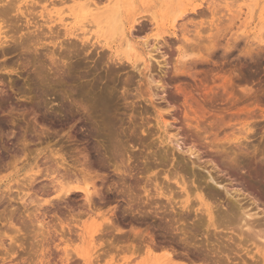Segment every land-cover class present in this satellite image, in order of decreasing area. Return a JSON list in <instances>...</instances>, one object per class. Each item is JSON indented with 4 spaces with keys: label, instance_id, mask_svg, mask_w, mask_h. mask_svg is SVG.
I'll use <instances>...</instances> for the list:
<instances>
[{
    "label": "rangeland",
    "instance_id": "obj_1",
    "mask_svg": "<svg viewBox=\"0 0 264 264\" xmlns=\"http://www.w3.org/2000/svg\"><path fill=\"white\" fill-rule=\"evenodd\" d=\"M41 1L42 4H38L40 0H35L31 7L32 0H18L22 8L30 9L27 8L26 12L32 10L33 16L29 17H35L29 26L25 25L24 17L19 16L16 21L17 26L20 24L21 27L19 34L29 31L35 20L45 28L44 24L55 18L56 11L60 12L74 33L62 35L61 39L66 40L67 44L63 45L64 48H59L56 41L55 45L46 43L47 48L41 53L30 50L31 53L20 54L17 51L8 58L0 57V62L9 60L12 63V68L0 69V197L1 204L8 202L6 196L9 195L13 207L18 206V211H0V218H4L0 219V264H85L81 257L83 254L90 256L91 264H146L149 254L145 243L135 239V246L131 248L130 239L121 236L134 227L143 236L155 237L154 241L161 246L170 244L168 239L172 235H164L162 226H156L163 221L160 220V213L114 211L119 204L125 206L119 198L121 194L117 192L101 199V195H107L113 184L116 188L120 186L119 183L130 184L139 178L143 182L146 180L145 189L150 191L152 188L153 192L154 183L164 181L161 166L145 165V159L140 158L144 154L141 146L136 145V149H133L139 157L132 159V164L126 162L127 155L123 154L128 145L125 139H128L131 130L141 127L149 131L157 148L168 145L161 138L162 130L156 124L155 111L146 101L150 98L161 119L168 121L167 131L179 134V148L182 150L178 154L176 152L175 157H184V162L190 157L200 165L198 170L203 175L209 171L226 187L245 190L242 186H245L249 178L247 172L252 170V166L240 159L242 153L239 152L242 155H238L239 158L236 156L239 164L233 176L224 168L213 167L210 162L216 161L215 157L207 156L209 149L205 145L214 135L220 137L224 132L231 133L244 143L248 142L249 153L256 154L257 160L264 161V0H135L133 9L127 7L124 10L122 18L125 25L120 22V27L117 21L109 24L111 20L102 19L101 23L103 16H97L92 21L93 16L87 15L74 21L68 9L78 0L73 3L66 0ZM49 12L53 17L43 24L42 20L45 19L41 16ZM89 13L95 14V10H89L86 14ZM152 13L156 14V22L151 20ZM133 18L138 21L129 28ZM53 24L56 26L59 22L55 20ZM124 27L129 28L128 36L122 29ZM57 29L63 31L61 26ZM71 41H74L72 44L77 42V46L69 43ZM72 50H79L80 53ZM147 53L152 55L148 69L141 64ZM107 94L109 96H105ZM104 101L106 103L102 105ZM183 109L193 115L189 116L191 124L183 122ZM107 115L114 121V131L125 141L119 153H113L115 149L111 148L110 143V138H113L104 126ZM194 117L200 122L198 127ZM238 122L251 124L252 129L248 132L252 135L250 138H244V134L237 132L240 126ZM191 144L198 150L196 155H200L199 158L188 156L187 147ZM230 145H226L228 152L225 155V151L223 156L231 158L234 154L231 152L235 148ZM61 158L65 161L62 162ZM55 159L60 162L58 164L62 162V166L58 165V174L55 172L52 175ZM80 168L88 171V180L94 181L95 189L100 192L99 197L93 195L96 204L93 210L87 208L88 211L85 204L82 207L84 202L80 192H74V197L63 193L57 195L55 189L59 182H50V178L55 176L60 177L62 182L74 185L80 179L77 175ZM73 173L77 178L72 176ZM168 182L173 183L172 180ZM143 185L140 183L137 189L142 197ZM21 189L26 192L23 193ZM23 194L28 211L22 207L21 201H17ZM45 199L52 201L53 205L45 204ZM98 199L104 202L101 204ZM196 201L192 206L200 209ZM37 203L42 206L36 211ZM260 204L264 208V204ZM258 212V220L264 222V213ZM142 213H150L153 217L150 216L147 223L136 222L135 218ZM194 213L202 214L203 211H190L191 219ZM10 221L14 225H9ZM174 225L175 228L182 227L180 223ZM174 232L173 240L183 241L180 232L176 229ZM201 234L188 239L190 243L185 240L190 245L187 248L185 244L183 248L182 244L179 247L176 242L170 244L171 248H153L152 255L157 257L170 248L174 258L179 259H174L175 263H244L238 258L244 252L236 254L233 251L228 255L230 261L224 258L219 263L204 260V253H199L207 248ZM233 256L238 259L232 260ZM243 256L248 263L252 261L250 255Z\"/></svg>",
    "mask_w": 264,
    "mask_h": 264
},
{
    "label": "bare ground",
    "instance_id": "obj_2",
    "mask_svg": "<svg viewBox=\"0 0 264 264\" xmlns=\"http://www.w3.org/2000/svg\"><path fill=\"white\" fill-rule=\"evenodd\" d=\"M32 1L33 2H30L31 7H32V4H34L35 0H32ZM66 1L73 3L76 0H71L72 2L70 0H66ZM78 1H80V0H78ZM84 1H83V3L75 2L74 5L69 7V9H68L69 10V16H71V19H73L74 21H79L81 18H84L87 15H91V17L93 16L92 21H95V18L97 16H101V17L103 16L104 18L102 17L100 19V22L103 19L104 21L111 20L110 22H108L109 24L112 21L114 23L117 21L119 23L122 22V24H124V21L122 18L124 10H126L127 7H129V9L130 8L133 9L132 4H133V2L135 3V0H103V1H101V0H84ZM142 1H145V0H142ZM59 2H61V1L59 0ZM64 2H65V0H64ZM64 2L62 1V6H63ZM40 3L42 4L41 0L38 4H40ZM49 3L51 4V2H49ZM57 3H58V1H57ZM102 3H103V5L100 6V4H102ZM128 4H129V6H128ZM21 6L19 5L18 0H0V57L5 58L8 55L14 54L17 51H19L20 54L29 53L30 50H32V52H40L41 53L43 51V49L47 48V46H45L46 43H51L52 45H55L56 41L58 42L57 46L59 48L60 47L62 48L63 45L66 44V40L61 39L62 35H65V36L73 35L74 32L70 31L72 28L68 27L69 23H66L64 17L60 16V12L58 13L57 11L55 13V18H53V20H49L53 17L51 12L46 13V14L44 13L45 15L42 14V16H41V17H43V19H45V20H42L43 24L47 23L46 20H49L53 23L55 22V20H57L59 22V24L56 25L57 27L53 23L48 21L47 24H44L45 25V28H44L41 25L42 23L38 24V22L35 20L34 25H33L34 27L32 26L33 30H31L32 27L30 28L29 26H31V25H29V24L33 23L32 21L35 19V17H29V16H33L31 13L32 10L30 12H26L28 7L25 10V8L23 7L24 8L23 9ZM91 6H93V7H91ZM47 8L48 7H46V9ZM101 8H103V9L101 11L97 12ZM31 9L35 10V8H31ZM63 10H64V8H63ZM63 10H61V11L64 12ZM89 10H95V14L94 13L86 14L87 11H89ZM173 12H175V11H173ZM177 13H178V11H177ZM152 15H153V17L151 20H154V22H156L157 21L156 14L152 13ZM19 16L24 17V20H25L24 23H25V25H29L28 26L29 31L22 32L19 34L20 24H19V27L16 24L17 23L16 21L19 18ZM35 16H37V15H35ZM44 16H46V17L44 18ZM140 18L142 19V17H140ZM20 20L23 22L22 19H20ZM89 21L91 22V20H89ZM136 21H138V20L136 18H133L131 20L132 25L129 28L134 27ZM85 22H87V21H85ZM60 26L62 27L63 31L57 29ZM94 26L95 25L93 24L92 27H94ZM118 26L120 27L121 23ZM124 28H122V29H123L125 35L128 36L129 35V31H128L129 28L128 29H126V27H124ZM20 29H21V27H20ZM22 29H24V28H22ZM27 30H28V28H27ZM86 30L87 29H85V33H86ZM77 35L78 34H75L76 37H78ZM72 42H74V41H71L69 43L72 44ZM76 44H78V43L76 42L74 45H76ZM69 46L70 45H68L67 47H69ZM67 47H66V49H67ZM73 48H75V47H73ZM82 48L83 47H81V50H82ZM76 49H78V48H76ZM73 50L71 52L76 53L80 49L77 51L76 50L73 51ZM54 51H55V49H54ZM54 51L49 56L50 59L54 55ZM64 51H67V50H64ZM80 51L77 53H80ZM60 52H63V51H60ZM150 59H152V55L150 53H147V55L143 58V60L141 62L142 66L144 68L148 69ZM11 66H12V63H10L9 60H4V61L1 60V62H0V69H7L8 67L12 68ZM243 89H245V88H243ZM108 94L105 96L110 95V94L109 95ZM149 97H151V95H149ZM105 101L101 102V104L104 105L106 103ZM146 101L153 107V110L155 111V118L157 119L156 124L162 130L163 136L161 138H163V140L165 142H167L168 145L163 146V147L158 146V148H157V146L155 145L156 142L154 141V138L151 139V135H149V131H146L147 129H142L141 127L134 129V126H133L134 130H131L132 132H130L128 139H125V141L128 145V148L124 149L123 155L126 154L127 155L126 156V162L127 163L129 162V164H132V162H133L132 159L134 160L136 156L139 157L137 155V153L135 152V150H133V149H136L135 148L136 145L141 146L142 148H144V154H143V156H140V158L143 157L145 159V163H144L145 165L150 164V165H153L154 167H158V166L160 167L161 166L163 168L162 174L164 175V179H163L164 181L160 180L161 182H159V184H158V183H154L155 180H151L150 182L153 181V183H154L153 192L151 191L152 188L150 191H149V189H145V185H147L146 180L143 182L142 179H139V178H135L136 180H134L133 183L131 182L132 184L131 183L126 184L125 182H122V184L119 183L120 186L116 187V188L113 187L114 184L112 186L109 185L110 186V188L108 189L109 193H107V195H105V196L101 195V199L107 198V196H110L113 192L114 193L117 192V193L121 194V195H119V198L121 200H123V203L125 204V206H122L119 204L118 207H116V209L114 211H131V212L132 211H144V212L145 211H155V213H156V211H158V214L160 213V215H161V217H160L161 219L160 218L159 219L163 220V221L159 222V223L156 222L157 224L156 223H154V224H156V226H158L159 228L162 226V230L165 233L164 235H166V234L168 236H169V234L172 235L171 239H168L170 244L177 242V243H179L178 244L179 247L182 244V248H183V244H185L186 246H184V247L187 248L190 245L188 243H186L185 240H188V239L191 240V239H193V237L196 238L198 234L202 233L201 236L203 238H205L207 250L205 249L206 252L204 251L201 253H199V252H197V253H199L200 255L202 253H204V254H202L205 258L204 260L212 261V262L214 261V263L215 262L219 263V260H222V258H224V260L230 261V256H228V255H229V253H231L233 251L236 254H238L240 252H244L245 255H250L249 258H250V260H252L251 262H249L250 264L251 263L264 264V228H263L264 222H260L258 220V218H260L258 211H262L261 213H264V208H262L261 207L262 204H260V203L264 204V161L260 160V159L257 160L256 154H254V153L250 154L251 152L248 151L249 149L247 147L248 142L244 143L245 141L244 142L241 141L239 139L240 137L235 136L234 134H231V133L226 134L224 132V134L220 137L216 136V135H214L213 137H210L209 142H207V144L205 146L207 147V149H209V151H207L208 152L207 156H210L211 158H212V156L215 157L214 160H216V161L210 162L211 164H213V167H215L217 165V167L219 166L221 168H224L223 169L224 171L226 170L228 172V174H233V176H234V174L237 171L236 169L238 167V164H239L238 163V158H239L238 155H240V156L243 155L244 158L242 157L240 159L246 160L248 166H252V170H250L248 172L246 171L247 174H249V178L246 180L245 186H244V184L242 186L243 188L245 187L244 188L245 190H242L241 188H232L229 186H227L228 187L227 188L225 186V184L222 183V180H219V179H217L218 177L211 175L212 173H210L209 171H207L206 174L203 175L204 173L202 174L198 170V168H200V165L195 164L190 159V157H188V160L185 162H184V160H185L184 157H182L180 155H177V157H175L176 152L178 154L179 150L181 149V147L179 148L178 140L180 141V137L178 136L179 135L178 132H176V133L175 132L174 133L168 132L167 131V122L168 121L161 119V115L158 113L155 106H153V103H152L150 98H147ZM103 107L106 108L105 106H103ZM189 116H193V115L188 113V111L186 109L185 110L183 109V117H182L184 120L183 122L186 121L187 123L191 124L192 121H191V119H189L190 118ZM42 117H44V116H42ZM46 118L47 117L43 118V121L46 120ZM195 119L197 120V118H195ZM196 120H195V123H196V126L198 127L200 125L199 124L200 122L198 123V120L197 121ZM238 123L240 124V126H238V129H236L237 132L240 134H244V138H250L252 135H250L248 132H249V130L251 131V129H252V127L250 126L251 124H244V123H240V122H238ZM104 126H105L106 130L108 131V133L110 134V136L113 138V139L110 138L111 148L113 147L112 149H115V150H112L113 153H114V151L118 152V150H120L121 147L123 146V142H125V141H122L119 138L118 134L114 131V129H113L114 121H112L108 115L105 116V118H104ZM259 128H260V126H259ZM263 129H264V127L262 128V130ZM145 131H146V133L143 134ZM263 132H264V130L262 131V133ZM171 143H173V144L171 145ZM227 144H229V145L231 144L230 147L234 146L233 149L234 148L235 149L233 151L230 150V148H229L230 152L232 151L231 153L235 154V155L233 154L234 157H233V155L231 156V158L228 156H225L226 153L228 152V151H226L227 150V146H226ZM153 147H156L157 149L156 148L154 149ZM152 148H153V150H152ZM254 148H255V146H254ZM211 149H213L215 151V153H213L214 151H212ZM236 149L238 150V152H237L238 154L235 153L237 151ZM251 151H253V150H251ZM187 152H188V156L193 155L197 158H199V156H200V155L199 156L196 155L198 150H196V147L194 146V144H191L190 146L187 147ZM224 152H225V155L223 156ZM230 152H229V154H230ZM239 152L242 153V155L239 154ZM255 153H256V151H255ZM52 154L54 156L55 152ZM257 154H258V152H257ZM61 160H62V162L65 161L64 158H61ZM241 160H240V162H241ZM53 162L56 164V166L53 167V171H51L52 175L55 172L58 174V172H59L58 165L62 166V162H61V164H58L60 162H58L57 159H55V161H53ZM130 166H132V165H130ZM169 166H170V168H169ZM118 168H119V166H118ZM201 168H203V167H201ZM51 169H52V167H51ZM213 169H215V168H213ZM217 169H219V168H217ZM119 170H120V168H119ZM129 174H130V172H129ZM77 175L80 177V179H79V181L77 180L74 183V185H69V183H67V182H62V179L59 180L60 177L56 178L54 176V178L53 177H51V178L49 177V178L51 179L50 182H53V183L59 182L58 183L59 185L57 184L56 189H55V191L57 192V195H59L60 193H63V195H65V196L66 195H69V196L72 195L74 197L76 192H80L82 195V198H83V202H84V203H82V207L86 206V209L89 208V209L93 210L96 207V204H94L95 201H93L95 199L93 197L97 196V195L99 197L100 192L97 191L98 189L97 190L95 189L94 181L88 180L90 177L88 175V171H86L85 168H80L78 170ZM72 176H76V174L73 173ZM28 178H30V177H28ZM64 178H65V176H64ZM76 178H77V176H76ZM76 178H75V180H76ZM34 180H35V178L32 181H34ZM170 180H172L173 183L168 182ZM158 181H159V179H158ZM140 183L144 184L143 185V197H142V195L140 196V194L137 190ZM17 184H19V183H17ZM24 184H26V183H24ZM27 185L29 186V184H27ZM44 185H45V183H44ZM16 186L19 187L21 185H16ZM115 186H116V184H115ZM41 188H45V186H43ZM54 188H55V185H54ZM21 190L24 191V189H21ZM5 192H6V190L4 191V194H6ZM9 192H11V191H9ZM25 192L26 191H24L23 193H25ZM20 193L21 192H19V194ZM24 195L25 194H23L20 197L17 196L18 197L17 201H21L22 207L25 208V211H28V208H27L28 205L25 202L26 199L24 200V198H25ZM191 196H193L194 200H197L196 202L199 204L200 209H195L192 206V203L194 202V200L192 201V199H190ZM9 197H10L9 195L6 196L8 202H6L5 205L1 204L2 203V197H0V204L3 206V209H2L1 208L2 206L0 205V208L2 209V210L0 209V211H18V206L13 207V205L11 203L12 202L11 197L10 198ZM61 197H60V199H62ZM26 198H28V197H26ZM99 199H98V201H99ZM258 201H259V203H258ZM32 202H34V201H32ZM44 202H45V204L53 205V203H51L52 201L50 202V201L45 199ZM103 202H104V200H103ZM103 202H100V203L102 204ZM28 204H29V202H28ZM83 204H85V205L83 206ZM35 206L36 205H34V208H35ZM40 206H42V205L39 203L36 206L37 208H35V210L37 211L40 208ZM98 206H100V205H98ZM263 207H264V205H263ZM46 209H47V207H46ZM197 210L203 211V213L202 214L194 213L193 214L194 217H193V219H191L189 212L190 211H197ZM179 211H182V212L185 211V213H180ZM187 211H189V212H187ZM76 214H78V213H76ZM149 214L150 213H147V214L144 213L141 216L139 215V217L135 218L136 222L147 223L148 220L150 219V216H151ZM68 215H69V213H68ZM133 217H135V216H133ZM133 217H131V218H133ZM151 217H153V216H151ZM263 218H264V216H263ZM0 219H4V218H0ZM135 219H134V221H135ZM131 220H133V219H131ZM260 220H262V219H260ZM37 222H38V224H41V222L40 223H39V221H37ZM110 223H112V222H110ZM114 223H113V225H115ZM177 223H180L182 227L181 228H175L174 224H177ZM9 225H11V221H10ZM12 225H14V224L12 223ZM109 225L112 226L111 224H109ZM203 227H205V229ZM220 227H222V228L220 230H218ZM133 228L130 229L129 232L126 231V232L122 233L121 238L130 239V242H132V243L131 244L128 243V244L131 248L132 247L134 248V246H135L134 242H133V240H135V239H138V241L140 240V243L141 242L145 243V248H147V252L149 254L148 258H147L148 262H146V264H182V263H177V262L175 263L174 262L175 260L179 261V259L174 258V254L170 249L171 248L170 244L166 243L167 244L166 246H161L162 244L159 245L156 241H154L155 237L152 238V235L143 236L142 233L140 234L139 231H136ZM174 229H176V230H178V232H180L181 238L185 242H183V241L178 242V240L175 242L173 240L175 238L174 237L175 236L174 235L175 234ZM16 230H18V228ZM19 231H20V229L18 230V232ZM140 232H142V231H140ZM43 233H44V231H43ZM198 236H200V235H198ZM19 237L21 238V236H19ZM188 242L190 243L189 240H188ZM13 243H14V241H13ZM173 245H175V244H173ZM100 246H101V244H100ZM116 246L118 247V245H116ZM116 246H113V247L116 248ZM191 246H192V244H191ZM39 247H40V245H39ZM155 247H160V249H161V247L162 248L170 247V248L165 249L163 254H161L157 257L156 256L153 257L152 252L154 251L153 248H155ZM204 248H205V246H204ZM204 248H203V250H204ZM252 251H254L253 254H251ZM76 253L78 254L79 251L76 250ZM187 254H189V253H187ZM37 255H39V254H37ZM243 255L241 254L242 257H238V258H240V260L244 261L245 264L246 263L249 264L247 261L248 259L246 260L247 261L246 262L244 259L246 257ZM203 256H199V257H203ZM81 257L84 260L85 264H91L92 263V260L90 259L89 255L83 254ZM236 257L233 256L232 260L238 259ZM188 260H190V259H188ZM191 261H193V260H191ZM223 261H220V262L222 263ZM209 264H212V263H209ZM234 264H236V263H234Z\"/></svg>",
    "mask_w": 264,
    "mask_h": 264
}]
</instances>
